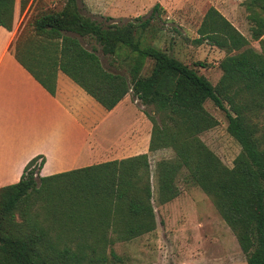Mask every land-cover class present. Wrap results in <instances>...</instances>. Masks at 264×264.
Segmentation results:
<instances>
[{"label":"trees","instance_id":"obj_1","mask_svg":"<svg viewBox=\"0 0 264 264\" xmlns=\"http://www.w3.org/2000/svg\"><path fill=\"white\" fill-rule=\"evenodd\" d=\"M82 1L65 0L60 10L38 13L31 33L17 37L16 60L51 95L59 71L106 111L131 94L150 109L149 152L170 150L173 158L158 161L153 172L148 155H139L46 177H34L43 164L34 158L17 183L0 187V264L118 260L109 246L156 229L152 178L158 205L176 199L182 186L198 187L235 236L246 264H264V0H243L259 52L215 8L205 13L194 44L207 42L227 54L214 86L168 52L143 45L152 17L103 26L82 13ZM15 2L0 0V27L7 31ZM30 3L35 0H20V11ZM76 37L94 41L128 76L105 69L96 49ZM147 62L149 74L142 76ZM207 101L224 113L226 132L240 148L231 168L201 139L218 123Z\"/></svg>","mask_w":264,"mask_h":264},{"label":"rangeland","instance_id":"obj_2","mask_svg":"<svg viewBox=\"0 0 264 264\" xmlns=\"http://www.w3.org/2000/svg\"><path fill=\"white\" fill-rule=\"evenodd\" d=\"M64 2L65 0H35L32 11L21 24L19 35L23 33L25 37L31 33L32 20L38 13L60 10ZM79 5L84 15L103 26L122 25L137 18L144 20L152 17V28L144 34L143 45L168 52L183 64L194 68L213 86L221 76L218 64L227 54L207 42L201 45L193 42L198 38L197 30L209 8H215L248 39L250 47L260 51L258 42L251 40L243 0H83ZM76 38L88 50L92 47L96 49L105 69L128 76L126 68L118 67L115 58L104 56L94 41ZM197 64H204L205 67H198ZM4 66L6 60L0 66L1 76ZM150 68L151 62H147L142 76L148 75ZM129 95L134 104L130 103L128 108L121 106L105 118L95 133L99 135L98 140H114L123 129L132 125L138 109L149 121L146 113H150V109L141 106ZM204 106L218 123L202 134L201 139L226 167L231 168L240 148L226 132L224 113L211 101H207ZM0 137L3 138L1 131ZM171 158L173 153L170 150L151 154V172L158 161ZM2 172L3 169H0V175ZM37 174L39 176L36 171L34 177ZM21 175L22 170L17 182ZM155 186L152 178L156 229L131 241L116 242L109 246L119 259H110L106 264H246V257L235 236L221 219L211 200L198 187L182 186V192L176 199L165 205H158L155 201Z\"/></svg>","mask_w":264,"mask_h":264},{"label":"crops","instance_id":"obj_3","mask_svg":"<svg viewBox=\"0 0 264 264\" xmlns=\"http://www.w3.org/2000/svg\"><path fill=\"white\" fill-rule=\"evenodd\" d=\"M30 5L21 12L16 0L11 31L0 27V66L6 60L0 75L1 187L17 183L21 170L36 157L43 159L37 171L41 177L139 155L149 160L152 125L139 109L132 125L114 140L103 142L95 134L111 113L133 103L129 94L106 111L62 72L51 95L19 64L14 43Z\"/></svg>","mask_w":264,"mask_h":264}]
</instances>
